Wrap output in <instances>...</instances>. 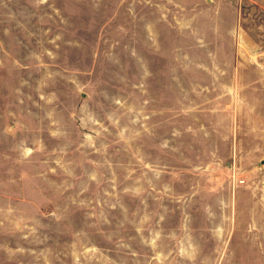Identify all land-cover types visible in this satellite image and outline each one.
Segmentation results:
<instances>
[{"label":"rangeland","instance_id":"374dc122","mask_svg":"<svg viewBox=\"0 0 264 264\" xmlns=\"http://www.w3.org/2000/svg\"><path fill=\"white\" fill-rule=\"evenodd\" d=\"M261 49L251 0H0V264H264L229 146Z\"/></svg>","mask_w":264,"mask_h":264},{"label":"crops","instance_id":"0c3cea01","mask_svg":"<svg viewBox=\"0 0 264 264\" xmlns=\"http://www.w3.org/2000/svg\"><path fill=\"white\" fill-rule=\"evenodd\" d=\"M264 6V0H251ZM233 41L236 42L232 31ZM232 49L238 53L236 43ZM264 55V50L254 55ZM264 57V56H263ZM232 161L264 163V58L232 59Z\"/></svg>","mask_w":264,"mask_h":264}]
</instances>
